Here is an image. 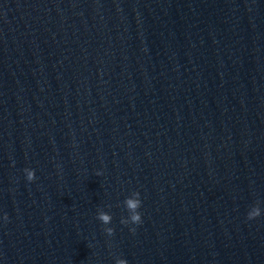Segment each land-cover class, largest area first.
Returning <instances> with one entry per match:
<instances>
[{"label": "water", "instance_id": "obj_1", "mask_svg": "<svg viewBox=\"0 0 264 264\" xmlns=\"http://www.w3.org/2000/svg\"><path fill=\"white\" fill-rule=\"evenodd\" d=\"M121 258L264 264V0H0V264Z\"/></svg>", "mask_w": 264, "mask_h": 264}, {"label": "clouds", "instance_id": "obj_2", "mask_svg": "<svg viewBox=\"0 0 264 264\" xmlns=\"http://www.w3.org/2000/svg\"><path fill=\"white\" fill-rule=\"evenodd\" d=\"M24 173H26V179L29 182H32L36 179L35 171L33 169L25 168L23 169ZM134 196L137 198H126L124 200V206L128 213L130 215L127 218H121V223L124 225L133 224V225H139L142 223V216L139 211L141 208V199H140V193L136 192L134 193ZM261 215V208L259 205H254L250 208V210L247 213V219L253 220ZM103 224L108 225L112 222V216L109 213L101 212L98 214L97 217ZM4 220H8V216L5 214ZM104 231L109 235H113L114 229L111 227L105 228ZM130 231L135 232V228L130 229ZM117 264H127V261L123 258L119 259L117 261Z\"/></svg>", "mask_w": 264, "mask_h": 264}]
</instances>
